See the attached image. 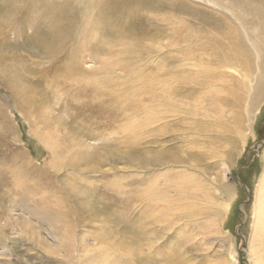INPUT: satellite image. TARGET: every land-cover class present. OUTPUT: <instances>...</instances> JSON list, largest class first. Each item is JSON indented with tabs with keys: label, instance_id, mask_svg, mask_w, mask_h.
<instances>
[{
	"label": "rangeland",
	"instance_id": "374dc122",
	"mask_svg": "<svg viewBox=\"0 0 264 264\" xmlns=\"http://www.w3.org/2000/svg\"><path fill=\"white\" fill-rule=\"evenodd\" d=\"M53 1L59 3L62 0ZM106 1L108 0H89L93 8L90 12H96L98 6ZM182 1L186 3V6L182 4ZM73 2L75 5L78 4L75 0ZM155 2L151 4L150 0H126L128 8L122 11H106L118 23L113 22V26L112 23L108 22L103 28L117 29L120 35L121 29L127 28L128 25L133 30L150 29L149 31H154L157 34L158 40L154 43L151 42L152 39L150 41L145 40L144 44L146 46L150 44L155 47L160 46L162 53L158 52L160 56L154 57L155 60H159L164 55H169V57L166 56V63L169 68L181 65L183 68L191 69L189 60L181 59L180 56L173 64L172 61L177 53L172 51V45H170L171 47L164 46L169 41L167 35H171L172 39L173 29L177 25L181 26L185 23H191L196 27H201L202 24L204 29L207 27L211 29V25L215 21L214 14L216 11L213 12L210 7L199 0L193 1L194 3L190 0H155ZM238 2L243 5H241L242 8L253 11L252 15L262 14L261 16L264 18V0H239ZM181 5L184 8L179 10ZM195 10L197 13H194ZM203 10H208L204 13L205 17L200 16V12ZM252 15L248 16L254 20L256 15L254 17ZM216 16L223 21L221 16L218 14ZM252 22L255 24L257 20ZM5 24L6 22L0 21V68H4L6 72L4 77L5 72L0 71V79H2L0 80V232L2 238L0 239V264H77L72 261L76 258V251H72L68 256L75 243L68 235H71L74 229H77L76 231L79 233L77 237L82 243L78 247V255L82 256L83 259L82 263L85 259L91 262L92 259L99 260V249L96 248L99 245L94 246L93 237L98 234L100 228L95 227L90 222L80 223L81 220L78 219L77 214L72 213L71 216L65 206L67 199L70 210L76 202L73 197H70L68 187L71 185L74 189L83 190L89 181L90 187L87 193L93 192V190L96 193V197L93 198V194L90 192V197L98 202L105 201L106 205H111L114 209L118 207L120 210V215L115 217L112 215L111 209L107 211L108 209L104 207L103 216L107 219L105 224L116 231L113 232L114 237L112 238H117L116 240L120 241L121 246H131L133 240L131 241L127 237L129 233L122 227L135 224L143 212V206L133 199V194H130L124 203H118L114 190L119 185H123L124 189L128 190V186L124 183L135 185L132 183L133 179L146 176L144 172L131 171L136 168L156 172V177L149 181V184L153 185L147 190L152 188L154 191L155 188L159 190L165 188L163 177L158 178V172H168L171 183L174 178L175 181L179 178L182 180L191 179V183L188 185L192 188L181 187L182 196L180 187L174 186L172 183V231L169 232L172 239L171 236H167L163 242L164 245L159 248L163 247L161 249L163 253L171 254L172 264H256L254 259L256 255H260V258L264 257V246L258 247V237H262L264 244V236L257 235L258 222L263 219L259 218V208L263 202L259 196V188L264 186V159L262 157L264 145H255L257 142L264 141V86L263 94L259 97L258 103L251 107L254 110L255 106L257 107L256 118L252 124L250 121L246 122L248 118L244 114L245 121L242 120L243 117L234 118L236 113L243 112V103L239 107L223 105V109L226 110L223 114L213 111L215 108L212 103L216 96L227 99L224 102L232 100L230 94H224L225 90L216 91L213 88L216 87L214 84L210 86V90L198 92L197 88L193 89L190 97L187 98L185 97L186 91L184 94L182 91L175 93V95L172 94L171 108L166 104L159 106V110H153L156 113L164 112L169 107V112L162 115L161 120L150 125V128L154 127L155 130H159L153 129L154 132L151 130L146 135L134 136L133 138L129 136L131 129L128 127L132 126L133 128L135 122L144 117L143 111H135L134 113L128 111V114L126 113V116L123 117H118V114L115 113L110 114L109 108L114 105L111 102V97L107 94L97 96L98 94H94L93 90L89 92V87H87L89 88L88 93L84 86L69 82L64 68L67 58L65 51L54 56L46 55L47 58L43 57L38 48L31 45L27 40L33 32L32 28L30 30L24 28V36L17 37L12 33L10 25ZM96 24L94 26L100 27L99 22ZM220 24L214 28L218 35H221L219 30L221 27H218ZM92 30H94L93 27ZM97 35L99 36V34ZM96 36L92 37L94 38L93 41L90 37L84 39V46L83 42L78 41L84 47L83 50H87V52L81 53H84V61L80 67L88 71H95L100 65L96 60L107 56L104 54L94 55L97 48L103 47L106 50L109 47L108 44L102 45L101 40ZM115 37L117 40L118 37L116 35ZM131 38L126 42L131 44ZM111 44L113 45L114 42ZM112 48L117 49L118 47ZM136 50L137 46L135 45L132 52H136ZM198 50L199 56H203L202 49ZM89 51L91 56L88 55ZM239 51L242 52L243 50L239 49ZM172 56L174 57L172 58ZM142 67L146 70V66L143 65ZM172 68L171 72L175 69ZM187 69L178 73L183 87L189 88ZM80 74H83V71H80ZM117 74L123 77L121 71H117ZM95 76L101 77L102 75L95 73ZM86 77L89 78L87 71ZM108 77L113 81L108 90L112 92V98L114 97V101H116L115 98L125 88L121 84L123 82L118 83L117 79L123 78L116 77L115 74ZM234 77L235 80L241 81L242 76L237 72L234 73ZM12 78L16 82L11 80ZM227 79L228 82L229 78ZM235 80L233 78L232 83L231 81L228 83L234 85V92L244 94L246 90L244 84L243 89H236ZM247 81L250 80L246 78ZM13 87L17 90H13ZM245 95L247 93L244 94V97ZM130 101L133 104L137 103L133 96ZM21 107H25V109ZM103 107L106 109L102 110ZM98 109L99 112L95 115L93 112ZM105 111L107 112L104 113ZM92 115L95 116L90 118ZM87 117H89L88 121L85 120ZM116 122L121 126V129L116 128ZM238 122L240 128H244L243 134L238 133ZM100 124L102 125L100 126ZM247 124H251L250 129ZM55 126H57L59 136L62 138L59 139V147H55L56 152L52 147L53 144L51 146L48 140H43L48 135H52L49 133L55 131L53 128ZM110 126L112 127L110 128ZM40 128H43L44 131ZM107 129H110L108 134L106 132L105 135L101 136V133H104L103 130ZM97 131H101L98 139L94 137ZM125 137L128 138L125 140ZM53 138L56 137L53 136ZM72 138H75L74 140L78 143L85 141L83 145L90 147L87 149L85 147L70 149L68 140H72ZM89 150L97 153L98 161H94L95 164L92 165V167L97 166L94 169L96 171L78 161H72L75 155L85 157L90 152ZM84 151L85 153H83ZM118 151L123 153L124 158L119 156ZM136 152L142 162L131 157ZM154 156L160 160L159 164L154 163V160L150 162ZM172 156L173 160L177 159L176 162L172 160ZM143 160L146 163H143ZM67 161H71L70 166H66ZM115 164L135 175L126 178L122 174L121 176L113 174L112 170L114 168V171L117 170ZM152 167H156V170ZM97 170H106V175H99ZM178 171L184 173V177L177 176L176 172ZM113 180L116 182L114 181V183ZM109 182L111 184L110 189L108 186H104ZM194 182L198 183L196 189L193 188L192 183ZM68 184L69 186L66 187ZM96 186L99 187L96 188ZM144 186L141 184L137 188L140 189ZM245 188L248 190L249 196ZM244 201L246 203L242 205ZM178 205H181L182 209ZM218 208L222 214L220 219L217 217ZM124 210L127 212L123 215ZM240 210L244 211L243 215ZM182 212L190 214V217L178 219L177 216ZM56 222L59 229L61 228L59 231L62 234L58 233ZM186 224L188 225L186 226ZM53 235H58L56 240ZM62 238L69 239L70 242L68 241L63 246ZM90 239L93 243L90 242ZM183 239H188V242L177 247V243L183 242ZM164 246L168 248H164ZM103 250L100 248V252ZM144 251L147 253V250ZM83 252H89L90 258H87ZM135 253L138 256L133 258L125 256L119 251L116 252L115 258L120 261L118 264H150L142 258L150 256L149 254L143 256L137 250ZM155 254L157 257L162 255L157 250ZM253 254L255 256H252ZM154 260L152 261L153 264L157 262ZM80 263L78 262V264ZM159 264L166 263L159 262Z\"/></svg>",
	"mask_w": 264,
	"mask_h": 264
},
{
	"label": "bare ground",
	"instance_id": "6f19581e",
	"mask_svg": "<svg viewBox=\"0 0 264 264\" xmlns=\"http://www.w3.org/2000/svg\"><path fill=\"white\" fill-rule=\"evenodd\" d=\"M75 1H77L78 3L77 5H80V6L75 5L73 0H62V1H59V3L58 2L55 3L53 0H0V21L6 22V24H9L11 27L12 33H14V35L17 37L24 36V33H25L24 28H26L27 30H30V28H32L33 32H31V35L28 37L27 40L28 42L31 43V45L38 48L39 53L43 57H46V55L54 56L62 51H65L67 53L66 54L67 58L65 61L64 68H65V73H66V76L69 82L79 84L80 86H84L85 89L89 87L90 89L89 88L86 89L87 92H88V89H89V92L90 90H93L92 92L94 94L96 93V95L98 94L97 96L99 95L104 96L105 94H107L109 97H111V102L114 105L113 107L109 108L110 114L115 113V114H118V117L120 116L123 117V116H126V113L128 114V111H133L132 113H134L135 111H143L144 117L136 121L135 126L133 125V128L132 126L128 127L129 129H131L129 131V134H130L129 136L133 138L134 136L135 137L136 136L138 137L140 135L143 136V135L148 134V132H150L151 130L152 131L153 129L155 130L154 127L150 128V125L161 120V118H163L162 115H165V113L169 112V107H168V110H165L164 112L156 113V111H153V110L158 109L159 106L166 105V104L167 106H170L171 108L172 103L170 101L172 100V94L175 95V93L177 94L179 91H182L184 94V91H186L187 94L185 97L187 98V97H190L193 89L197 88L198 92L202 90H210V86H213L214 84H216V87H213V88L216 89V91L219 92V91L225 90L226 92L224 91L225 92L224 94L226 93L230 94L232 96V100L231 101L229 100L228 102H224V101H227V99H225L224 97L216 96L212 103L215 108L213 109V111L217 112L218 114H221V113L223 114V112L226 111L223 109L224 107L223 105L228 104L229 106H232V107H239L243 103V112L236 113V115H234V118L239 119L243 117L242 120L245 121L244 118L246 117L248 118V120L246 121L247 123L249 121L251 124L253 123L254 119L256 118L257 107L255 106V110L254 108H251V107L253 104L258 103L259 97L263 94L262 89L264 86V18L263 16H261L262 14H257V15L255 14L257 18L256 19L254 17L255 15L254 14L252 15L253 11H250L246 8H242L243 5L240 2H238L239 0H199L206 6L210 7L211 10H213V12L216 11L214 14L215 21L211 25V29H208V27L204 29V26H202V24L200 25L201 27H196L195 25L193 26L191 23H187V24L185 23V25H181V26L177 25L173 29L172 39H171V35H167V39L169 41L164 46L171 47L170 45H172V51L177 53L175 54V57L172 56V58L174 57V60L172 59L173 64L175 63V60L177 59V57L180 56L181 59L189 60V63L191 65L189 66L191 68L189 70L187 68H183L181 65H175V66L173 65L174 66L173 68H175L176 71L174 69L171 72L172 67L169 68L168 67L169 65L167 66V63H166V58L169 57V55H164L161 58H159V60H155L156 58L154 57H159L160 56L159 53H162L160 51L161 49L160 46L157 45V47H155L153 44L146 46L144 44L145 40L150 41L152 39L151 41L152 43L158 40V38L156 37L157 34L154 33V31L153 32L149 31L150 29L147 30V28L146 29L139 28L138 30L137 29L133 30L131 26L128 25L127 28L121 29V35H120L117 29L103 28V26L106 25L108 22L112 23L113 26H114L113 22L118 23V21L112 18V16H110L106 11L107 10L122 11L125 8H128L129 6L126 4V0L124 1L123 0H108L103 4L100 3L101 5L98 6L96 12H90L93 8L89 0H75ZM190 1L194 3L193 1L195 0H190ZM150 2L151 4L156 3L155 0H150ZM182 4L186 6V3H184L183 1H182ZM179 7H180L179 10H182L184 8L182 5ZM206 11L208 10H203L202 12H200V16L205 17L204 13H206ZM194 13H197V11L195 10ZM217 14L218 16H221L223 18V21H221L220 18H217L216 16ZM250 14L254 17V20H257L258 25H256L257 22L253 24L252 22L254 21L253 18L248 16ZM96 22L100 23V27L94 26V25H97ZM204 24L206 25V23ZM218 24H220L218 27H221V29H219L221 35H218L217 32L214 30V28ZM92 27L94 28V30H92ZM97 34H99V36ZM114 34L118 37L117 40ZM96 35L101 40L102 45L106 46L108 44L109 47L106 50L103 47H99L97 48L96 53L94 51V55L104 54L107 56L105 58H99V59L96 58L97 59L96 61L100 65L97 67V69H95V71L93 70L88 71L80 67V64L83 63L84 61L83 60L84 53L83 54L81 53L87 52V50L84 51L83 50L84 47H82L81 44H79V42L80 43L83 42L82 44L84 46V41H85L84 39H87V38L89 39V37L92 38V37H95ZM130 37H132L131 44L130 42L129 43L126 42L128 39H130ZM80 39L81 40L83 39V41H80ZM93 39L94 38H92V41ZM72 40L74 42H71ZM113 42L114 44L112 45L111 43ZM88 44L90 43L88 42ZM135 45L137 46V50L136 52H132ZM114 46L118 48L113 49L112 47ZM131 46H133V48H131ZM198 49H202L204 53L203 56H199L200 52ZM239 49L240 50L242 49L243 51L241 52L239 51ZM88 55L91 56L90 51L88 52ZM143 65L146 66V70H148V72H146L145 68L142 67ZM186 69L189 72L188 74V78H189L188 86H190L189 88L183 87L181 79H179V73ZM0 71L4 73L5 69L1 67ZM80 71H83V74H80ZM86 71L89 74V78L86 77ZM117 71H121L123 73V77L117 74ZM235 72H237L239 75L242 76L243 79L241 78V81L238 79L235 80V77H234ZM95 73H101L102 76L97 77L98 75L95 76ZM114 74L116 77L123 78V79H120V80L117 79V80H118V83L123 82L121 84L125 87L124 91L115 98L116 101H114V97L112 98L113 96L112 92L108 90V87L111 86L113 82L108 76L114 75ZM5 76H6V72H5L4 77ZM227 78H229L228 82H230L234 78L235 80L234 84L236 86V89H243V84H244V88H246L244 94L247 93V95H245L244 97L243 93L239 94L237 92H234L235 87L234 85L227 82L228 80ZM246 78L250 80L249 81L250 83L247 81L248 82L247 84ZM11 80H13V78ZM13 81H15V79ZM4 82L6 83V81ZM12 84L14 83L12 82ZM10 87H12V85ZM15 87H13V90L15 89ZM16 88H19V87H16ZM15 93H17V91H15ZM17 94L19 95V93ZM132 96L133 98H135L137 103L133 104L130 101ZM245 102H247L246 105H244ZM108 105L111 106V104L109 103ZM21 108L25 109V107L24 108L21 107ZM103 109H106V108L103 107L102 110ZM251 109H252V112H251ZM107 111H105L104 113H106ZM26 112L27 110L25 111V113ZM98 112H99V109L93 113L95 114ZM243 114L245 115V117ZM21 115L23 114L21 113ZM30 115H27V116H30ZM95 115H92L90 118H93ZM134 115H138V114H134ZM88 118L89 117L85 118V120L88 121ZM27 121L29 122V120ZM251 124H247L249 125V129H250ZM101 125L102 124H100V126ZM111 127L112 126H110V128ZM53 128L55 129V131H51L49 133L52 135H48L45 139L43 138V140L44 141L48 140L49 144H51V146L53 144L52 147L55 149L56 146L59 147L60 145L59 139H62V138L61 136H59L60 134L58 133L57 126ZM116 128H118L119 130L121 129V126L117 124ZM42 129L40 128V130ZM243 129H244L243 127L240 128V123H239V130L237 129L238 133L243 134L244 133ZM109 130L108 129L103 130L104 133H101V136L105 135L106 132L108 134ZM156 130H159V129H156ZM100 132L101 131H97L94 137L98 139ZM53 136H55L58 139V141L56 138L54 139ZM79 137H82V136L79 135ZM128 137H125L124 139L126 140ZM74 139L72 138V140H68L70 149H73L75 147H80V148L85 147V149H87V147H90L87 144H86L87 147L83 145L85 141L84 143L83 142L78 143ZM45 144H47V142H45ZM54 149H53V152H54ZM91 150H89L90 151L89 153L86 152L87 154L85 157H83L82 155H78L77 157L75 155L72 161L73 162L78 161L81 164H85L89 167H92V165L95 164L93 162L98 161V157H97V153H95L94 151L91 152ZM55 152H56V149H55ZM83 153H85V151ZM118 154L120 157L124 158V155L121 151H118ZM131 157L137 158L142 162V159L139 158V155L137 152L135 153V155H131ZM262 157L264 159V148L262 151ZM153 160H154V163L156 164H159L160 162V160L156 159V156H154V159H151L150 162H152ZM172 160H173V156H172ZM175 160L177 161V159ZM125 161H127V159H125ZM70 162L71 161H69L66 164V166H70ZM144 162L146 163V161L143 160V163ZM96 167L94 166L91 169L93 171H96L94 170L96 169ZM51 168L53 169V167ZM114 169L112 170L113 174H117V175L119 174L120 176L122 174L126 178H129L135 175L133 172L129 173L128 170L122 169L118 166H117L116 171H114ZM152 169L156 170V167H152ZM97 171L99 175H102V176L106 175V170H97ZM131 171L144 172L145 173L144 175L146 176L133 179L132 183H135V185L128 184L127 182L124 183L125 185L128 186V190H125L123 185L116 186L117 189L114 190V193H116L115 195H116L118 203L120 204L124 203L125 201H127L128 196L130 194H133V199L141 203L143 206V212L140 218L137 220V222L133 225H127V226L122 227L126 230V232L129 233L127 237H129L131 241L133 240L131 242L132 243L131 246H128V245L121 246L120 241L116 240L117 238L116 239L112 238L114 237L113 232H116V231L112 228H109L108 224H105L107 219L103 216L104 207L108 209L107 211L111 209V211H113L111 213L115 217H117V215L118 216L120 215V210L118 207L114 209L111 205H106L105 201L98 202L94 200L93 198L96 197V193L94 190L93 192L90 191L93 194V198L90 197V194H89L90 192L87 193V190L90 187L89 186L90 181L89 183H86L85 188L83 190L74 189L73 186L71 185L70 187H68L69 184L66 185V187L69 188V192L71 195L70 197H73L76 200L75 204L71 207V210L68 205V199H67V202L65 201L67 203L65 206L69 210V214H71L72 216V213L73 214L76 213L78 219L81 220L80 223L85 224V223L90 222L94 224L95 227L100 228V231L98 232V234H96L95 237H93L94 246L99 245L98 247H96L99 249V255H98L99 260L92 259V262L86 261L85 259L84 263H82L83 261L82 256L78 255V247L82 243L79 242V238L77 237L79 236V233L76 231L77 229H74L71 235L70 234L68 235L70 236L69 238L73 239L75 242L72 249L68 253V256H70L72 251H76L77 253L76 258L75 260L74 259L72 260L74 263L78 264V262H81L82 264H88V263L118 264L120 261H118L115 258L116 252L120 251L124 253L125 256L134 258L137 255L135 253V251L137 250V252L139 254H143V256L148 255V254L150 255L148 257H142L146 259L150 264H153L152 261L154 259H155L154 261H157L155 262V264H159V262H164L166 264H172L171 254L168 253L167 251H166L167 253H163L161 251L163 247L159 249L161 245H164L163 242H165L164 240L167 236H171V239H172L171 233L169 234V232L172 231V183L174 186L180 187V191H181V187L183 186L185 188H192V186L188 185L189 183H191V179L182 180L179 178L175 181L174 180L175 178H174L173 182L171 183L169 181L170 174H168V172H158V178L160 176L163 177L165 188L161 190H159L158 188H155V190L152 191V188L151 190H147V189L153 185V184L150 185L149 181H151V179L156 177L157 174L155 171L142 170L139 168L132 169ZM55 173L57 172L55 171ZM174 174L175 173H173V175ZM176 174L177 176H180V177H184L185 175L184 173H181L180 171L176 172ZM114 181L115 180H113V182ZM141 184L145 186L140 189L137 188L138 185H141ZM192 184H193L194 189L198 187L197 182H194ZM110 185L111 184L109 182V183H106L104 186L109 187ZM97 187L99 186H96V188ZM259 189H260L259 196L261 197L263 201L259 208V214H260L259 218H263V219L260 221L258 220L259 222L257 221L258 222L257 235L264 236V186H261ZM97 196L99 197L100 195L98 194ZM181 196H182V191H181ZM69 199L72 200V198H69ZM178 206L181 208V205H178ZM220 210H222L221 207H220ZM220 210L219 208L217 210L218 219H220L222 215ZM126 212L127 210H124L123 215ZM192 216L194 215L192 214ZM181 217L187 218V217H190V214L182 212L180 215L177 216V218L180 219ZM55 224L57 226L56 228H58V231H59L61 228L59 229L57 222ZM187 225L188 224H186V226ZM58 233L62 234L61 231H59ZM57 236L53 235V238L56 240ZM0 239H2L1 232H0ZM183 240H182L183 242L177 243V247H180L184 243L188 242V239H183ZM68 241L69 239H63L62 245L64 246L65 243H67ZM90 242H92V239H90ZM169 245L171 246V244ZM262 246H264L262 237H258V247H262ZM100 248L104 249L103 252H100ZM164 248H168V247L164 246ZM82 250L84 251V248H82ZM144 250H147V253H145ZM156 250L162 253V255L157 257V255L155 254ZM263 252H264V248H263ZM88 253L89 252H85V253L83 252V254H85L87 258H90ZM92 253L94 254V251H92ZM252 256H255V255L253 254ZM254 259H255L256 264H264V257L260 258V255H256ZM109 261H112V262H109Z\"/></svg>",
	"mask_w": 264,
	"mask_h": 264
},
{
	"label": "water",
	"instance_id": "95a60500",
	"mask_svg": "<svg viewBox=\"0 0 264 264\" xmlns=\"http://www.w3.org/2000/svg\"><path fill=\"white\" fill-rule=\"evenodd\" d=\"M255 145H258V146L264 145V141L257 142V143H255ZM245 189H246V188H245ZM246 191H247V195L249 196V194H248V190H247V189H246ZM246 201H247V200H246ZM246 201H244V202L242 203V205H243L244 203H246ZM240 212H241L242 215L244 214V211H243V210H240Z\"/></svg>",
	"mask_w": 264,
	"mask_h": 264
}]
</instances>
